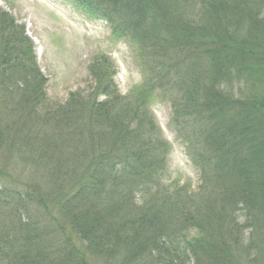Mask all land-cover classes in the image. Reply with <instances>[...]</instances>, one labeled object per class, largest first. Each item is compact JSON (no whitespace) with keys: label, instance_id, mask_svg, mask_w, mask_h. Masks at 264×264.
<instances>
[{"label":"trees","instance_id":"16d2710c","mask_svg":"<svg viewBox=\"0 0 264 264\" xmlns=\"http://www.w3.org/2000/svg\"><path fill=\"white\" fill-rule=\"evenodd\" d=\"M70 1L145 52L150 89L121 96L98 78L51 104L25 37L0 19V166L33 171L25 188L0 180V264H264V92L220 88L264 84V0ZM151 73L180 96L172 122L195 194L160 186L169 147L148 110Z\"/></svg>","mask_w":264,"mask_h":264},{"label":"rangeland","instance_id":"374dc122","mask_svg":"<svg viewBox=\"0 0 264 264\" xmlns=\"http://www.w3.org/2000/svg\"><path fill=\"white\" fill-rule=\"evenodd\" d=\"M257 16L263 18L264 9ZM0 19L8 26H11L9 21H14V26L19 28L16 32H22L25 37L21 45L26 56L25 65L32 73H36V67L42 73L46 98L51 104L62 105L71 92L88 94L96 86L98 78L103 83L116 84L121 96H127L132 89L139 87H144L145 91L150 89L147 87L149 78L144 79L140 68L143 65L145 73H148L145 65L149 60L144 56L145 52L140 48L135 50L117 38L106 22L89 15L70 0H0ZM249 27L244 25L242 33L246 34ZM150 78L149 86L155 89L151 90L148 110L160 128L161 139L169 147L166 171L160 186L171 194L180 189L186 193L181 195L195 194L201 185L200 174L188 159L182 144L184 141L177 137L172 122L171 102L178 103L180 96L169 97L167 88L159 87V84L167 86L165 79H159L155 73H151ZM258 78L260 82L256 78L245 82L244 77L229 76L222 81L220 88L230 91L234 99H239L245 90L246 93L264 92L263 77ZM30 170L29 166L13 160L0 166V180L13 188L18 185L25 188V182L29 184L30 175L32 177L33 171L30 173ZM34 175L38 176V173ZM2 186L0 183V189ZM28 210L34 220L36 217L45 219L41 217L38 207L33 206ZM194 218L199 219L198 215ZM49 219L46 217L47 221ZM193 234L194 230L191 231ZM72 240L90 255L85 243L81 244L77 236L73 235Z\"/></svg>","mask_w":264,"mask_h":264}]
</instances>
